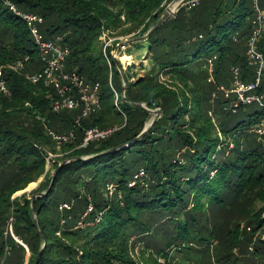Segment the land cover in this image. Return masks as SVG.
I'll return each instance as SVG.
<instances>
[{
  "label": "trees",
  "instance_id": "obj_1",
  "mask_svg": "<svg viewBox=\"0 0 264 264\" xmlns=\"http://www.w3.org/2000/svg\"><path fill=\"white\" fill-rule=\"evenodd\" d=\"M165 1L0 0V68L11 93L0 92V264H35L39 253L38 264H264V135L254 133L264 124V109L257 106L247 122H238L249 105L233 111L234 96L213 99L207 64L215 57L218 87H231L233 68L244 83L254 81L246 59L254 0H201L180 10L144 40L150 72L125 76L128 68L111 56L119 43L105 57L101 37H144ZM258 1L264 13V0ZM8 4L42 17L45 39L61 38L70 51L65 69L99 84V111L79 123L80 110L52 111L53 89L26 78L43 64ZM18 62L23 65L15 69ZM193 63H201L198 76ZM113 70L120 74L118 89ZM123 76L124 99L163 112L137 142L152 115L123 97L115 106L109 78L121 96ZM94 128L118 130L81 147ZM49 132H74L75 139L59 146ZM48 153L63 155L46 171ZM41 179L31 198H14ZM41 193L36 229L32 197ZM11 219L21 244L8 232Z\"/></svg>",
  "mask_w": 264,
  "mask_h": 264
},
{
  "label": "built area",
  "instance_id": "obj_2",
  "mask_svg": "<svg viewBox=\"0 0 264 264\" xmlns=\"http://www.w3.org/2000/svg\"><path fill=\"white\" fill-rule=\"evenodd\" d=\"M201 0H168L165 1L161 6V16L164 11L169 8L173 13H179L180 10H191L198 6ZM10 10L13 11L17 17L25 23L28 28L31 37L39 50L40 60L43 64V70L39 73L27 75L26 78L29 82L36 85L43 83L45 87L53 89L55 92V98L52 100L51 108L55 113L62 111H74L80 110L77 123L82 118H87L89 115L100 110V100H99V84H88L84 78L77 72H69L65 69L66 60L70 54L68 47L62 45L61 38L56 40H47L41 33L39 26L43 24V18L36 16L34 14H22L17 12L15 7L8 4ZM254 15L251 21V35L247 41L246 59L250 66L255 67V79L251 83H244L240 76V71L237 68H233L232 73V83L230 88H225L224 86L218 87L214 80V60H207L208 64V82L215 85L216 92L213 93L212 98L215 99L218 94H222L226 98L231 96L235 97L231 108L235 111L239 106L256 105L264 109V90L261 89L262 82L264 80V54L260 51V43L264 35V13L260 8L259 1L254 0ZM101 42L103 44V54L106 56V51L108 48L112 47L114 40L104 35L101 37ZM123 41V39H121ZM124 48V47H121ZM114 51V50H113ZM111 51V56L116 59L117 55L121 52L118 50ZM29 58H25L27 62ZM108 63L109 59L107 58ZM23 62H18L15 69H20ZM109 84L111 91L114 95V104L118 108V102L120 96L113 88L111 78H109ZM0 92L5 96L10 97L11 93L8 89L6 81L3 77V70L0 68ZM118 128H109L101 130L98 128L90 129L85 132L83 143L81 147H86L89 143L95 141H101L109 138ZM254 133L259 136L264 135V124H261ZM52 139L57 142L59 146L63 143L73 142L75 139L74 132L69 134L58 135L54 132H49ZM59 157L56 154L48 153L46 156V171L50 169L51 163L54 159ZM144 175L141 172L135 179H138ZM132 183L131 186H134ZM110 195H112L114 188L113 185H108L107 188ZM15 198V197H14ZM64 208H69L64 206ZM91 211V208L89 209ZM13 219L9 221L8 232L10 235L19 243L21 242L15 238L12 230Z\"/></svg>",
  "mask_w": 264,
  "mask_h": 264
},
{
  "label": "rangeland",
  "instance_id": "obj_3",
  "mask_svg": "<svg viewBox=\"0 0 264 264\" xmlns=\"http://www.w3.org/2000/svg\"><path fill=\"white\" fill-rule=\"evenodd\" d=\"M260 2L262 3V0H260ZM109 37L111 39H113L116 43L120 44V43H123L126 40L130 39L132 36H126V37L109 36ZM121 39H123V41H121ZM115 42H114V44H115ZM119 44L116 45L114 51H116ZM119 51L121 53L119 55H117L115 60L121 64V66L123 67V70H126L128 68L127 72H124L125 76H127V77L132 76L134 78H138V77L142 78L143 76H145L146 74H148L150 72V70L152 68V65H151L150 60H149L150 57H149L148 53L145 54L146 51H148L147 42L142 41V42H139L137 44H133L132 46L128 45V46H125L124 48L119 47L118 52ZM195 52H196V50H195V48H193L191 55L194 54ZM127 53H129L130 55H128ZM125 56H129L131 58V60L123 61L122 58ZM200 65H201V63L200 64L193 63L191 65V73L198 76L197 73L199 72V66ZM119 75L120 74H118V72H116V70H113V84H114L115 88H117L118 84H119ZM166 79H167V77L163 76L162 80L164 81ZM206 81H207V79H206ZM256 107H257L256 105H249L246 113H243V114H240L239 116H237L238 122H243V121L247 122L250 118L249 116L255 112ZM153 118H155L154 115H152V118L148 121L147 125H149L150 122H152ZM59 154L63 155V153H59ZM59 154H56V155L61 156ZM53 163H51V165H53ZM51 174H53V172ZM39 182L36 183V186H34V187L28 186V188L26 189V194L29 196V198H31V192L37 189ZM20 194H21V192L18 193V196H20ZM16 196H14V197H16ZM259 236L261 237V239H264L263 234H260ZM142 238H145V235L142 236ZM136 239H138V237L133 236L131 238L132 241H135ZM151 240L152 239H148V242H150Z\"/></svg>",
  "mask_w": 264,
  "mask_h": 264
},
{
  "label": "water",
  "instance_id": "obj_4",
  "mask_svg": "<svg viewBox=\"0 0 264 264\" xmlns=\"http://www.w3.org/2000/svg\"><path fill=\"white\" fill-rule=\"evenodd\" d=\"M177 15H178V13H173L169 8H167V9L164 11L163 15L159 18V20H158V22L156 23L155 27H154V28H153V29H152L147 35H145L144 37L138 38V39L126 40L125 42L120 43V44L118 45V47H117L116 50H118L119 47H125V46H128V45L130 46V45H132V44H135V43H138V42H141V41L146 40V39L150 36L151 33H153L155 30L159 29V28H160V27H161V26H162L167 20H169V19H173V18H175ZM116 62H117V61H116ZM116 64H117V67H118L119 70H120V66H119V64H118V63H116ZM128 89H129V85L127 84V82H126V80H125V78H124V76H123V89H122L123 99L125 98V93H126V91H127ZM124 102L129 103V104H131L132 106H134V107H136V108H139V109H141V110H143V111L149 112L151 115H154V116H155V118L152 120V122H150V124L147 125V126L145 127V129L143 130V132H142V133L138 136V138L135 140V142H137V141H139L140 139H142V138H143V137H144V136L150 131V129L153 127L154 123L157 122V121L161 118V116L163 115V112H162L161 109L149 110L146 104L133 103V102H131V101H129V100H126V99H124ZM149 104H152V102H150ZM113 151H116V149H113V150L109 151L108 153H111V152H113ZM68 162H69V161H65V162H63V163L59 166L58 171H59L64 165H66ZM54 179H55V176L53 177V180H52V183H51V187H52V185L54 184ZM41 181H42V179L40 180V182H41ZM40 182H39V183H40ZM24 193H26V190L22 191L21 194H20V196H21L22 194H24ZM16 195L18 196V193H17ZM16 195H15V196H16ZM17 196H16V197H17ZM43 196H45V194H44V193H41V194H36V195H34V196L32 197L33 224H34V226H35L36 229H38V222H37V219H36V218H37V215L34 213V202H35L36 198H38V197H43ZM38 234L41 235L39 231H38ZM40 257H41V253H39V255H38V257H37V260H36L35 264H38V263H39Z\"/></svg>",
  "mask_w": 264,
  "mask_h": 264
},
{
  "label": "bare ground",
  "instance_id": "obj_5",
  "mask_svg": "<svg viewBox=\"0 0 264 264\" xmlns=\"http://www.w3.org/2000/svg\"><path fill=\"white\" fill-rule=\"evenodd\" d=\"M122 60L123 61H128V60H131V58L129 56H125V57L122 58ZM34 186H36V183H32V184L29 185V187H34Z\"/></svg>",
  "mask_w": 264,
  "mask_h": 264
}]
</instances>
